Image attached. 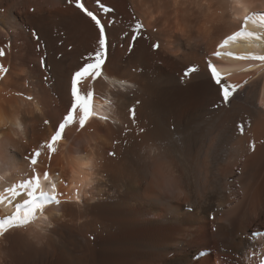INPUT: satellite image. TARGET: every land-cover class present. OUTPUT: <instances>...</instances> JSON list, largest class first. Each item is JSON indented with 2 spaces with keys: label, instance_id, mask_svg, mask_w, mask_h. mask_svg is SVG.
<instances>
[{
  "label": "bare ground",
  "instance_id": "1",
  "mask_svg": "<svg viewBox=\"0 0 264 264\" xmlns=\"http://www.w3.org/2000/svg\"><path fill=\"white\" fill-rule=\"evenodd\" d=\"M76 2L0 0V219L26 198L9 189L34 174L50 190L47 171L63 194L35 224L0 237V264H261L264 62L236 57L264 56V28L249 21L260 40L219 44L245 15H264V0H81L110 46L93 85L96 115L83 130L67 126L49 159L71 76L98 48ZM209 60L222 82L243 85L226 106Z\"/></svg>",
  "mask_w": 264,
  "mask_h": 264
},
{
  "label": "snow or ice",
  "instance_id": "2",
  "mask_svg": "<svg viewBox=\"0 0 264 264\" xmlns=\"http://www.w3.org/2000/svg\"><path fill=\"white\" fill-rule=\"evenodd\" d=\"M69 3L72 0H68ZM232 5L234 8H244L245 5L243 0H232ZM76 7L79 8L86 16L90 17L92 21L95 22L96 27L98 28L99 37H98V48L91 54L85 63H83L78 70H76L71 76L70 82V108L62 119V121L58 124V127L55 133L52 135L50 141L47 143V148L49 150V159H51V154L57 151V144L64 137V133L66 127L72 124H76L78 130H83L89 120L96 115L93 111V102L95 97L94 91V82L101 78L103 75L102 69L106 62L108 49H109V41L105 31V25L101 22L100 19L97 18L92 11H89L85 8L84 4L81 0H77ZM101 8L105 12H110V8H105L101 5ZM249 21L253 23H257L261 28H264V15H260L258 18L256 16H244V23L241 26L240 30L235 32L232 35L227 36L222 43L219 44V48H224L228 44L236 41L239 38H250L255 40H260V36L249 32L247 25ZM144 25L141 22H137L135 24V32L137 35L142 33ZM160 47L159 43L153 45L154 49H158ZM4 53L0 51V56ZM215 56L220 57L222 55L221 52L217 51L214 53ZM236 59H248V60H259L264 62V56H238ZM207 69L210 73V80L214 82L215 86H218V94L222 97L221 104L228 105L232 97L236 94L237 90L243 85L240 84H231L227 82H222L223 78L220 73L217 71L216 65L212 63L211 60L207 62ZM198 69L196 67H192L188 69L185 73L186 77H190L191 74L195 73ZM6 72V69L2 65H0V73ZM88 82V88L84 90V84ZM246 83V82H245ZM29 100L32 97H27ZM220 104H217L215 107H219ZM129 113L133 122H135V108H130ZM99 119L107 120V116H100ZM18 123V122H17ZM48 123V121H45ZM240 128V132L243 133L244 126L241 124L238 126ZM141 131H143L141 129ZM43 147V145H42ZM253 150L255 149V145H252ZM41 152L35 151L34 155H32L29 159L31 171L36 173V169L34 166L38 163V157H40ZM110 155H114V153H110ZM83 168L88 169L89 173L93 168V163L91 160H87L82 165ZM43 181L48 182V186L50 190H46L42 185L41 176L39 174H34L31 178L23 180L16 187L10 188L9 191L12 192L13 195H17V189H22L23 194L26 195V198L23 199L22 203H19L15 207V212L11 216H8L4 219H0V237L4 236L12 229H26L30 225L36 223L39 220L40 216L43 215L44 210L47 206L56 205L58 206L61 203L59 197L63 195L62 193L57 191V185L54 183L50 175L47 171L43 173L42 177ZM88 186L91 187V182L88 183ZM75 198L78 201L80 198L79 189H77L75 193ZM3 202V198L0 197V203ZM44 219H47L45 216ZM261 264H264V260H261Z\"/></svg>",
  "mask_w": 264,
  "mask_h": 264
},
{
  "label": "rangeland",
  "instance_id": "3",
  "mask_svg": "<svg viewBox=\"0 0 264 264\" xmlns=\"http://www.w3.org/2000/svg\"><path fill=\"white\" fill-rule=\"evenodd\" d=\"M188 210V209H187ZM189 211V210H188ZM190 211H192V210H190ZM189 211V212H190ZM162 217H163V215H162ZM211 221H212V219H211ZM261 228H264V226H261ZM210 236H211V238L213 237L212 236V234L210 233ZM199 256H201V257H203V256H205V255H203V253H201V255H199ZM200 259V258H199ZM213 264H218L217 262H216V260L213 262Z\"/></svg>",
  "mask_w": 264,
  "mask_h": 264
}]
</instances>
